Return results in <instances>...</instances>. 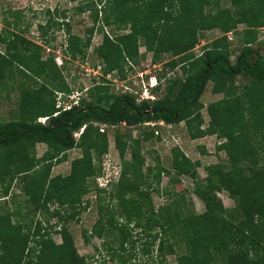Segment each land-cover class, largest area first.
I'll return each mask as SVG.
<instances>
[{
    "label": "trees",
    "instance_id": "16d2710c",
    "mask_svg": "<svg viewBox=\"0 0 264 264\" xmlns=\"http://www.w3.org/2000/svg\"><path fill=\"white\" fill-rule=\"evenodd\" d=\"M75 11L90 12L91 33L99 25L101 31L110 27L112 35L106 31L95 48L102 76H95L88 97L80 96L70 108L57 101L59 92L69 96L73 91L63 74L65 66L59 67L54 56L44 58L39 43L10 30L27 29L20 25L22 10L8 8L9 17L4 18L0 96L7 80L18 73L26 78L18 85L19 110L0 119V264H90L77 251L69 226L92 205L98 217L84 238H103L116 264H138L133 261L137 250L148 261L156 253L158 259L148 264H264V0H86ZM49 13L41 29L69 27L61 22L66 11ZM240 24L246 25L241 32ZM214 29L224 34L196 55L204 33ZM68 31L66 55L85 58L91 37ZM231 31L233 39L227 36ZM148 63L163 64L157 73L160 84L153 88L156 100L139 99L137 86L127 79L136 74L135 65L145 69ZM177 67L183 77L168 76L163 82ZM110 74L127 79V88L117 91L107 79ZM238 77L250 80L240 86ZM209 81L223 97L208 105L210 120L204 126L201 96ZM42 117L46 121L38 120ZM157 119L176 124V131L185 121L180 130H187L191 139L215 134L217 151L228 156L227 164L207 166L206 180L193 182V193L205 202L203 212L196 211L184 190L162 193L168 202L159 207L153 203L152 193L160 192L165 170L156 150L144 151L143 145L162 139L147 123ZM135 128L140 129L139 138L133 137ZM110 131L122 164L119 181L102 188L95 178L104 173ZM37 143L47 145L42 156ZM75 148L82 154L73 158L69 173L53 174L54 166ZM172 150L178 172L195 179L200 161L178 145ZM146 154L156 165L144 170ZM93 190L95 199L86 198ZM223 191L234 207L224 204L218 194ZM49 218L62 222L59 230L50 220L48 228L43 220ZM131 223L141 229L140 245ZM54 233L61 235V243ZM170 255L174 262H168Z\"/></svg>",
    "mask_w": 264,
    "mask_h": 264
},
{
    "label": "rangeland",
    "instance_id": "374dc122",
    "mask_svg": "<svg viewBox=\"0 0 264 264\" xmlns=\"http://www.w3.org/2000/svg\"><path fill=\"white\" fill-rule=\"evenodd\" d=\"M86 0H0V32L3 27H5L4 18L7 15L8 8L12 10H22L23 17L20 20V25L22 28L27 27L24 31L20 29H15L14 27H10V30H14L19 33H23V35L29 39L34 40L35 42L39 43L44 47L43 55L44 58L55 57L56 64L60 66H65L63 70V74L66 77L67 81L70 84V87L73 89L71 95L64 94L62 92L58 93V104H70V101H74L80 97H88L87 89L94 86V78L95 76H102V64L99 60V57L96 54L95 48L98 47L103 42L104 33L108 31L112 35V31L110 27H105L104 31L98 29V26L95 27L93 32L91 33L89 30L90 27L94 26V21L90 15L89 11L76 13L75 8L81 3L85 2ZM56 9H59V13L62 14L64 11L67 12L66 20L63 18L61 22H68L70 25H62L61 28H58L56 25L51 26L47 29H41L39 24H44L49 18L50 13H55ZM49 10V11H48ZM57 14V13H56ZM55 17V16H54ZM62 18V17H61ZM246 27L245 24H240L237 27V31L241 32ZM263 29V28H261ZM73 34H78L84 38L91 37V46L87 51V55L85 58L77 57L76 59H72L69 55H66L65 48L67 44V38L69 36V31ZM264 30V29H263ZM224 32L220 29L209 30L204 33L203 37L201 38L200 44L195 48V54L201 53V48L205 44L212 42L215 38L222 36ZM235 35H232L234 38ZM45 39L50 40V43H46ZM242 43H235V47H241ZM0 50L4 52L5 45L0 42ZM141 52L145 51V47L141 46ZM151 56V53L149 57ZM232 62L235 61V56L231 57ZM149 64V63H148ZM136 67V74L127 78L128 80H132V82L137 86L139 84L140 76L139 73L145 72V77L147 80L149 79L147 76H152V74H157L163 70V64H157L156 67H146V70L140 69L141 67L135 65ZM63 68V67H62ZM143 70V71H141ZM139 72V73H138ZM162 74V73H161ZM163 75V74H162ZM168 76H179L180 78L183 77L182 75V68L177 67L175 72L172 71L167 73L166 77L162 78L164 82ZM139 77V79L137 78ZM25 79V75L18 73L16 76L11 78V80H7L8 87L6 91H10V97L7 96V92L4 91L0 96V119L11 117V114L15 110H19V103L18 101L21 100L22 95L18 91L19 82ZM97 81H100V78H96ZM107 79L113 81L116 90L125 89L127 79H120L115 74H110L107 76ZM102 80V79H101ZM249 78L245 77H238L236 78V83L240 86L249 82ZM30 85V84H29ZM26 85H24L25 87ZM214 82L209 81L205 87L204 93L201 96V101L204 104L202 109V116L204 118V126L208 125L210 120L209 113H208V105L212 102H215L223 97L222 93H214L213 92ZM136 90V91H137ZM139 97V94L136 93ZM39 121H46V117H42L38 119ZM184 125H180L182 128ZM175 130V132H171L167 134L168 136L165 139H161L158 142H146L144 146V151L148 149H155L156 152L160 156V166L163 167L165 172L161 176L160 182V192L153 191L152 199L153 203L156 207H159L163 204L168 202L166 196L162 195V193L171 192L175 193L180 190H184L187 192V197L191 198L194 202V207L197 212H203L205 210V202L199 198L195 193H193V186L194 180H206L208 176V172L206 170L207 166L211 164H227L229 160L228 156L224 151H217V142L218 139L216 135H206L203 137H199L197 139H191L190 134L187 130ZM133 137H140V129L135 128L133 129ZM76 137H79L76 135ZM173 140V142L171 141ZM108 155L103 159V167L102 170L105 174V178L97 179L95 178V183L99 181V186L105 185L109 179L108 176H111L112 180H117L120 176V165L122 164V159L118 149L115 147V138L114 134L110 131L108 134ZM173 144H182V148L187 153V155L193 161H200V164L197 165V177L193 179L189 177L187 174H180L178 170L173 165V158L174 152L171 148H173ZM201 148H204L205 151H202ZM143 149V148H142ZM47 150V145L44 143H37V153L39 156H42ZM81 150L79 148H75L73 150L68 151V158L65 161H62L59 164H56L53 168V174H68L70 171L71 161L74 157L81 156ZM147 159L145 163L144 170L147 166H155V158L149 157L146 154ZM126 158H131L130 150L126 153ZM116 166L119 169V174L114 177L110 172L112 166ZM115 167V168H116ZM114 168V169H115ZM113 169V170H114ZM117 169V170H118ZM102 175V174H101ZM114 178V179H113ZM115 183V182H114ZM101 184V185H100ZM155 185V184H154ZM110 187V186H109ZM13 192L15 191L12 190ZM111 188H108V192L106 195L110 194ZM17 193V192H16ZM96 191L93 190L91 193L87 195L86 198L90 200L95 199ZM220 198L223 200L224 204L227 207H234V201L228 196V194L223 191L218 193ZM1 202V201H0ZM93 206V205H92ZM90 207L89 209L82 211L80 214L71 221L69 226V230L73 235L76 249L82 256H86L87 261L90 264H116L113 262L108 253L107 245H104V239L99 238L98 236H93L90 241L86 242L84 238V234L86 232L91 233L92 228L97 220L98 213L94 207ZM123 219V218H122ZM122 219H120V223H123ZM51 224L55 222L58 223L57 230H59V225L62 222H59L57 218H49L47 220H43L46 222L48 228L50 229ZM49 223V224H48ZM44 224V223H43ZM130 227H135L133 230V238L136 239V244L140 245L144 242V239L141 237L139 232L141 229L134 224H129ZM47 228V227H46ZM141 237L138 239L137 235ZM54 240L57 243L62 242V237L59 233H54L53 235ZM130 246V244H129ZM135 252V250H134ZM154 253L153 257L148 261L146 255H143L141 250H137L136 255L133 258V261L137 260L138 264H148L151 263L158 258ZM168 262H174V256L168 257Z\"/></svg>",
    "mask_w": 264,
    "mask_h": 264
},
{
    "label": "clouds",
    "instance_id": "9594fccd",
    "mask_svg": "<svg viewBox=\"0 0 264 264\" xmlns=\"http://www.w3.org/2000/svg\"><path fill=\"white\" fill-rule=\"evenodd\" d=\"M263 29H264V27H263ZM228 33L229 32H227V36H228ZM229 38V37H228ZM200 44V43H199ZM198 44V45H199ZM197 45V46H198ZM196 46V47H197ZM195 47V48H196ZM203 47V46H202ZM202 48H201V53L199 54H196V55H201L202 54ZM194 51H195V49H194ZM151 66H154V67H156V65H150V64H148L147 65V68L148 67H151ZM143 70H146V69H143ZM143 70H141V71H143ZM139 73V72H138ZM102 75V74H101ZM139 76H140V80H139V90H137V91H135V93H137V94H139V99H147V100H156V98H157V95L153 92V88H155V87H157L159 84H160V80H159V78H158V75L157 74H152V76H147L149 79L147 80V78L145 77V72H141V73H139ZM138 79H139V77H137ZM145 85H147V86H149V89H150V94L152 95V96H149V97H146L145 96V91H144V86ZM143 95H144V97H143ZM143 97V98H142ZM80 98V97H79ZM79 98L76 100L75 98L73 99L74 101H70V104H64V106L65 107H67V108H70L71 107V105L72 104H78L79 102ZM154 121H164L165 123H168V124H172L173 125V132H175V125L176 124H174V123H171V122H167L166 120H164V119H157V120H154ZM185 124V121H182L181 123H180V125H184ZM160 125H158V127H159ZM83 132V128H81L80 129V131L79 132H77L76 133V135H79V134H81ZM220 142V141H219ZM174 146H176V145H178V144H173ZM182 145V144H181ZM181 145H178V146H180L181 147ZM173 146V147H174ZM172 149V148H171ZM116 166L114 165V166H112V168L110 169V172H108V173H111V175L113 176L114 175V177H116V175H118L119 174V169H118V167H116ZM115 168V169H114ZM120 168V167H119ZM114 169V170H113ZM118 169V170H117ZM105 174L106 173H103L102 175H99L98 177H96V180L97 179H103V177L105 178ZM108 179H109V181L105 184V185H103V186H100V187H107L108 186V184L111 182V181H115V180H112L111 179V176H110V178H109V176H108ZM104 180V179H103ZM98 184H99V182H97Z\"/></svg>",
    "mask_w": 264,
    "mask_h": 264
},
{
    "label": "built area",
    "instance_id": "2783aa9c",
    "mask_svg": "<svg viewBox=\"0 0 264 264\" xmlns=\"http://www.w3.org/2000/svg\"><path fill=\"white\" fill-rule=\"evenodd\" d=\"M232 35H233L232 31L228 33V37L230 39H233ZM144 91H145V96L146 97L152 96L150 94L149 86L145 85L144 86ZM143 97H144V95H143ZM147 123L149 125H152V126L156 127V131L155 132H156V134L160 135L162 139H165L168 136L167 134H170L171 132H173V125L165 123L164 121H158V122L157 121H151V122H147ZM158 125H160V126L158 127ZM105 127H106V125L103 124L101 130L103 131ZM171 141L173 142L172 139H171ZM179 145H181V144H179Z\"/></svg>",
    "mask_w": 264,
    "mask_h": 264
},
{
    "label": "bare ground",
    "instance_id": "6f19581e",
    "mask_svg": "<svg viewBox=\"0 0 264 264\" xmlns=\"http://www.w3.org/2000/svg\"><path fill=\"white\" fill-rule=\"evenodd\" d=\"M139 100V99H138ZM145 100V99H144ZM110 178V177H109ZM114 179V178H113ZM118 180V179H117ZM119 181V180H118ZM99 182V181H98ZM112 183V182H111ZM101 185V184H100Z\"/></svg>",
    "mask_w": 264,
    "mask_h": 264
}]
</instances>
